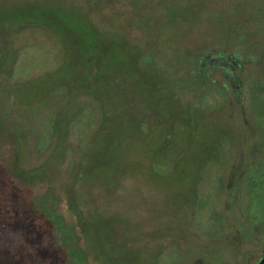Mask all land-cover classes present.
<instances>
[{
	"label": "rangeland",
	"instance_id": "374dc122",
	"mask_svg": "<svg viewBox=\"0 0 264 264\" xmlns=\"http://www.w3.org/2000/svg\"><path fill=\"white\" fill-rule=\"evenodd\" d=\"M79 162L68 264H254L264 0H0V163L42 198Z\"/></svg>",
	"mask_w": 264,
	"mask_h": 264
},
{
	"label": "trees",
	"instance_id": "16d2710c",
	"mask_svg": "<svg viewBox=\"0 0 264 264\" xmlns=\"http://www.w3.org/2000/svg\"><path fill=\"white\" fill-rule=\"evenodd\" d=\"M67 167L65 170L74 179L66 184L64 170V184L53 194L38 198L36 190L31 187L32 180L37 178L32 175L34 167L28 170L26 166L22 178L18 179L0 163V264H68L80 258L78 252L84 248L83 240L96 237L88 227H84L82 201L78 198L77 207L71 204L74 194L79 195L82 190L81 171L85 165L79 162L71 170ZM41 189L42 186L38 191ZM56 197L61 198V203ZM254 230L256 225H253L251 236H242L241 255L238 251L242 259L246 260L257 248L253 244ZM242 243L249 253L246 256Z\"/></svg>",
	"mask_w": 264,
	"mask_h": 264
},
{
	"label": "flooded vegetation",
	"instance_id": "af4514ba",
	"mask_svg": "<svg viewBox=\"0 0 264 264\" xmlns=\"http://www.w3.org/2000/svg\"><path fill=\"white\" fill-rule=\"evenodd\" d=\"M230 58H232V56L231 55H228L227 56V59H230ZM214 59H218V57L217 58L215 57ZM209 61L212 62L213 61V58H211ZM228 65L231 66V67L233 66L232 67L233 69H236V68L240 67V65L237 62H234V64H232L231 62H228ZM200 70L203 71L202 66L200 67ZM227 72L228 71H226V69H225L224 70V76H225V78H229V75H228ZM222 87L225 88V89H227L228 86L227 85H222ZM234 92L236 94V98H237L236 100L238 102L239 101L240 84H237L235 86ZM263 256H264V238L262 240V247L260 248V253L258 255V259H257V261L254 264H256Z\"/></svg>",
	"mask_w": 264,
	"mask_h": 264
},
{
	"label": "water",
	"instance_id": "95a60500",
	"mask_svg": "<svg viewBox=\"0 0 264 264\" xmlns=\"http://www.w3.org/2000/svg\"><path fill=\"white\" fill-rule=\"evenodd\" d=\"M256 264H264V256Z\"/></svg>",
	"mask_w": 264,
	"mask_h": 264
}]
</instances>
